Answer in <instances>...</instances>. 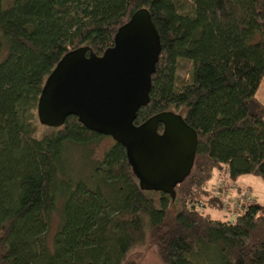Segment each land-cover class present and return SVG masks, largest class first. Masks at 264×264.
Returning <instances> with one entry per match:
<instances>
[{
    "label": "trees",
    "instance_id": "obj_1",
    "mask_svg": "<svg viewBox=\"0 0 264 264\" xmlns=\"http://www.w3.org/2000/svg\"><path fill=\"white\" fill-rule=\"evenodd\" d=\"M143 8L161 52L134 124L171 111L197 134L174 200L139 188L122 145L94 160L88 149L106 136L75 116L43 126L36 112L66 53L101 56ZM182 60L192 69L178 85ZM263 78L264 0H0V264H141L150 248L160 264H264V204L213 216L220 180L238 195V177L264 182Z\"/></svg>",
    "mask_w": 264,
    "mask_h": 264
},
{
    "label": "water",
    "instance_id": "obj_2",
    "mask_svg": "<svg viewBox=\"0 0 264 264\" xmlns=\"http://www.w3.org/2000/svg\"><path fill=\"white\" fill-rule=\"evenodd\" d=\"M160 52L150 13L139 9L119 27L113 46L101 56L88 47L66 53L46 79L36 112L43 126L58 128L75 116L85 128L112 138L124 147L139 188L174 200L175 187L194 164L195 130L171 111L134 124L140 108L149 103Z\"/></svg>",
    "mask_w": 264,
    "mask_h": 264
},
{
    "label": "rangeland",
    "instance_id": "obj_3",
    "mask_svg": "<svg viewBox=\"0 0 264 264\" xmlns=\"http://www.w3.org/2000/svg\"><path fill=\"white\" fill-rule=\"evenodd\" d=\"M191 63L187 62V61H180L178 66H177V84L178 85H182V84H186L190 81V73H191ZM256 97L264 102V78L261 81V84L259 86V89L256 93ZM114 141L112 140V138L106 136L103 139H101L98 144L90 147V149L88 150H92L93 154H92V158L94 160L99 159L103 153L110 148L113 145ZM77 153V152H75ZM81 153V151L79 152ZM71 162L73 165V168H75V170H77V173L82 174L81 170L84 169V164H83V160L81 158V156H72L71 157ZM217 177L218 174H217ZM217 180V178H216ZM237 184L246 187L245 190L248 191V193L252 196V200L257 201L259 204H264V182L259 179L258 177H254V176H240L236 179ZM215 181V179H214ZM228 184H230V181H227ZM217 184V183H216ZM215 183L209 184L210 188L213 192L214 195V185H216ZM226 188V187H225ZM230 189L229 187H227L225 189V191L223 192V194L221 195V201L222 202V210L220 213H214L213 216L214 217H221V216H231V218H233V214L236 212L235 209L236 204H237V198H238V190L233 189L232 193H230ZM250 189V190H249ZM244 191V190H243ZM223 196V197H222ZM224 198V199H223ZM254 198V199H253ZM223 199V200H222ZM57 204H59V200H57ZM235 217V216H234ZM53 221V226L51 228V231L49 233L48 238L50 239L52 237V235L55 232L56 229V223H57V218L56 216H54L52 218ZM50 243V240L49 242ZM151 250H148V252L146 253V255L144 256L142 263L141 264H160V260L157 258V256L154 254V251L152 250V248H150ZM210 252V249L208 250V253ZM202 253V251L200 252V254Z\"/></svg>",
    "mask_w": 264,
    "mask_h": 264
},
{
    "label": "built area",
    "instance_id": "obj_4",
    "mask_svg": "<svg viewBox=\"0 0 264 264\" xmlns=\"http://www.w3.org/2000/svg\"><path fill=\"white\" fill-rule=\"evenodd\" d=\"M219 187L222 189V194L225 191V189L227 187L231 188L230 189V193H232V190L235 189L236 187L233 184H228L227 180H220L219 181ZM226 187V188H225ZM252 195V194H251ZM247 190L241 191L238 195V200H237V204L236 207L239 206V204H245V205H250L254 202V200H252V196H251ZM223 197V196H222ZM224 199V198H223ZM222 199V200H223ZM254 199V198H253ZM223 202V201H222ZM236 210V209H235ZM235 214V213H234ZM235 216V215H233Z\"/></svg>",
    "mask_w": 264,
    "mask_h": 264
}]
</instances>
